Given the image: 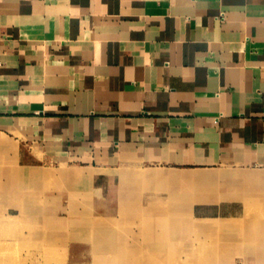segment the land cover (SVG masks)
I'll return each mask as SVG.
<instances>
[{
    "label": "crops",
    "instance_id": "crops-1",
    "mask_svg": "<svg viewBox=\"0 0 264 264\" xmlns=\"http://www.w3.org/2000/svg\"><path fill=\"white\" fill-rule=\"evenodd\" d=\"M1 139L20 172L83 171L94 193L137 172L142 204L193 174L207 260L211 232L212 259L264 264V0H0Z\"/></svg>",
    "mask_w": 264,
    "mask_h": 264
},
{
    "label": "rangeland",
    "instance_id": "rangeland-1",
    "mask_svg": "<svg viewBox=\"0 0 264 264\" xmlns=\"http://www.w3.org/2000/svg\"><path fill=\"white\" fill-rule=\"evenodd\" d=\"M14 150L12 141L0 140V264H224L222 252L215 251L212 259L213 243L222 238L211 232L207 260L206 229L218 222L192 213L196 197L205 193L204 182L199 187L178 183L168 189L171 195L165 201L142 204L141 182L133 186L126 180L137 172L101 171L105 186L94 193L91 177L84 179L77 170L67 178L61 177L62 166L20 172ZM117 175L122 180L120 202L109 214L116 189L111 179ZM262 206L256 205L258 212Z\"/></svg>",
    "mask_w": 264,
    "mask_h": 264
},
{
    "label": "bare ground",
    "instance_id": "bare-ground-1",
    "mask_svg": "<svg viewBox=\"0 0 264 264\" xmlns=\"http://www.w3.org/2000/svg\"><path fill=\"white\" fill-rule=\"evenodd\" d=\"M76 173L78 176H80L84 179H87L90 177L89 173L85 174L83 171L77 170ZM171 178L185 182V181H189V180L195 178V176H193V174H189V173H176L174 175H171Z\"/></svg>",
    "mask_w": 264,
    "mask_h": 264
}]
</instances>
